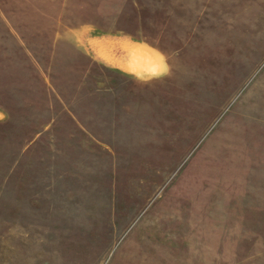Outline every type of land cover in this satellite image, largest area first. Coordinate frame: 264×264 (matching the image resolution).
I'll list each match as a JSON object with an SVG mask.
<instances>
[{
	"label": "rangeland",
	"instance_id": "obj_1",
	"mask_svg": "<svg viewBox=\"0 0 264 264\" xmlns=\"http://www.w3.org/2000/svg\"><path fill=\"white\" fill-rule=\"evenodd\" d=\"M0 264H264V0H0Z\"/></svg>",
	"mask_w": 264,
	"mask_h": 264
},
{
	"label": "crops",
	"instance_id": "obj_2",
	"mask_svg": "<svg viewBox=\"0 0 264 264\" xmlns=\"http://www.w3.org/2000/svg\"><path fill=\"white\" fill-rule=\"evenodd\" d=\"M150 53H152V54L155 55L154 57H156L155 60L157 61L156 67H159V65H160V64H159V58H158V57H159L158 55H160L159 52H158L156 49H152V51H151ZM155 60H154V61H155ZM127 66H128V65H127ZM131 66H133V65H129V68H133V67H131Z\"/></svg>",
	"mask_w": 264,
	"mask_h": 264
}]
</instances>
